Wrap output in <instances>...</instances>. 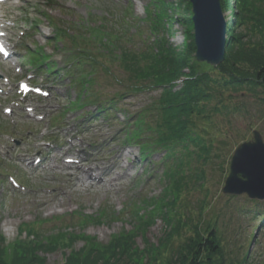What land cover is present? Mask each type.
Masks as SVG:
<instances>
[{
  "label": "rangeland",
  "instance_id": "374dc122",
  "mask_svg": "<svg viewBox=\"0 0 264 264\" xmlns=\"http://www.w3.org/2000/svg\"><path fill=\"white\" fill-rule=\"evenodd\" d=\"M165 1H0V19L8 25L13 41L19 42L14 46L11 62H0V77H3L0 83H11L6 84V91L0 94V231L6 243H12L17 237L19 227L40 224L39 231L44 234L55 229L65 230L66 226L71 234H83L91 242L107 244L115 234L135 228L138 220L134 211L139 207L150 209L149 200L158 197L168 183L164 171L182 156L187 185L180 191L177 208L180 213L191 217L193 222L199 221L202 230L206 226L215 228L226 264L230 258H240L245 253H249V260L264 261V199H250L244 193L233 195L221 190L237 144L250 140L253 129L260 131L264 141L263 87L256 88L244 82L234 87L237 91L222 90L224 94L219 97L229 107L212 110L209 117L196 120V131L206 144H211L206 160L196 159L194 154L186 156L181 147L176 150V159H166L164 149L150 146L146 153L141 152L137 144L125 142L124 133L134 127L131 122L135 114L148 107L160 90L135 92L127 89V73L115 57L101 54L99 49L105 48L91 43L89 32L99 21H113L122 42H125L126 33L133 34V43L128 45L135 49L144 47L143 38L147 37L148 43L152 40L149 38L150 18L159 12V5L163 3L171 18L166 25L168 38L165 37L172 47L182 49L187 40L186 31L189 29L193 33V24L189 23L187 29L177 19L188 13L191 17V5L189 0ZM44 12L49 16L42 17ZM223 14L227 19L228 12L223 11ZM50 16L52 24L60 29V38L54 35L55 30L48 22ZM30 21L35 27H30ZM35 45L42 46L44 53L51 57L54 73H47L45 65L33 66L29 56L36 55H29L26 47L33 49ZM81 49L86 51L82 55L78 53ZM87 53L94 59L84 60L82 63L88 64L79 67L77 56L85 58ZM15 62L21 67L19 73L14 70ZM70 63L69 71L63 72ZM197 63L199 69L212 67L204 62ZM30 73L35 75L33 84L44 85L51 91L48 97L28 96L22 100L12 89L19 78ZM57 73L61 74L59 78L55 77ZM89 76L93 86L81 91L79 82ZM219 97L215 96L207 106L211 109ZM77 99L82 100L77 105L72 103ZM6 107L12 109L10 114L5 113ZM31 107L33 111L26 110ZM35 112L43 119H35L31 115ZM127 115L130 121L125 124ZM145 118L149 123L153 116L149 113ZM189 148L194 149L193 145ZM75 149L80 150L79 157ZM141 153H145V158H139ZM69 158L74 161L87 158L84 163L97 166L115 159L119 162L110 168L109 176H102L105 183L101 187H87L77 181L73 186L61 167L63 160ZM32 163L39 165L33 170ZM8 174L25 186L12 185ZM143 199L148 202L144 203ZM102 210L107 216L99 221L82 220L85 215L95 216ZM150 222L143 234H136L134 247L137 251L150 243L158 244L163 237L161 217ZM190 233L183 228L181 235L171 240L166 254L177 248ZM85 242V238L75 239L71 247L79 250ZM68 251L59 245L55 250L40 251L39 255L45 258V264H61ZM127 259L122 258L119 264ZM144 259L145 263L157 264L147 255Z\"/></svg>",
  "mask_w": 264,
  "mask_h": 264
},
{
  "label": "trees",
  "instance_id": "16d2710c",
  "mask_svg": "<svg viewBox=\"0 0 264 264\" xmlns=\"http://www.w3.org/2000/svg\"><path fill=\"white\" fill-rule=\"evenodd\" d=\"M220 4L222 10L229 15L226 19L225 57L217 67L209 69H199V64L194 59L193 33L188 29V24H192L190 13L177 19L188 29L183 48L176 49L168 43L165 33L168 34L166 25L171 18L163 3L159 12L150 18L149 38L152 40L148 43L147 38H143L144 47L135 49L128 45L133 41V34L126 33L123 40L125 42H122L113 21H99L96 27L91 28L90 42L104 47L105 49H99L101 54L115 57L127 73L130 84L127 83V89L135 92L160 90L159 96L152 98L148 107L135 114L131 122L134 127L124 134L125 141L137 144L142 152L148 153L151 146L154 149H164L166 159H176V150L181 147L186 151V156L192 157L194 154L196 159L206 160L211 144H206L196 131V120L209 117L212 110L229 107L219 97L224 94L222 90L231 88L237 91L234 87L244 82L256 85V88H264V0H220ZM184 10L188 11V8L185 7ZM48 22L55 30L54 35L60 38V29L52 24L51 16ZM242 26L244 29H241ZM41 49L40 47V54ZM81 51L78 52L81 55L86 52L85 49ZM77 59L78 66H82L88 64L82 63L84 60L90 62L94 57L87 53L85 58L77 56ZM70 65L68 64L69 68ZM106 68L104 69L108 72ZM214 70L215 74L212 73ZM91 81L90 76L81 80V91L93 86ZM215 96L219 99L210 109L208 102L216 99ZM149 113L153 118L147 123L145 117ZM129 116L127 115L124 123L128 124ZM190 145L194 149H190ZM141 157H144V153ZM184 167L181 156L166 168L164 174L168 183L158 197L151 198L149 202L143 199L144 203L151 204L150 209L139 207L134 211L138 221L132 231L119 232L104 245L91 242L83 234H71L66 226L65 230L55 229L46 234L39 231L40 224L35 227H19L12 243H6V238L0 231V264H45V258L39 252L55 250L59 245L69 249L61 264H119L124 257L128 259L122 264H151L149 261L145 263L146 255L157 264H226L225 253L215 228L206 226L202 230L199 221L193 222L191 217H184L177 209L180 191L187 185ZM201 211L202 209L199 213ZM104 212L102 210L95 216L85 215L82 220L99 221V218L107 216ZM155 217H161L164 223L163 237L158 244L150 243V246L137 251L134 247L136 234H143L149 220L152 222ZM113 218L118 219L117 216ZM183 228L189 229L191 233L170 254H166L171 240L180 236ZM78 238H85L86 242L79 250H73L71 245ZM249 256V253H245L240 258H230L227 264H264L261 259L249 260Z\"/></svg>",
  "mask_w": 264,
  "mask_h": 264
},
{
  "label": "water",
  "instance_id": "95a60500",
  "mask_svg": "<svg viewBox=\"0 0 264 264\" xmlns=\"http://www.w3.org/2000/svg\"><path fill=\"white\" fill-rule=\"evenodd\" d=\"M191 4L195 59L213 67L224 61L227 21L220 0H189ZM250 140L234 148L229 171L221 188L223 193L246 194L250 199H264V141L253 129Z\"/></svg>",
  "mask_w": 264,
  "mask_h": 264
},
{
  "label": "bare ground",
  "instance_id": "6f19581e",
  "mask_svg": "<svg viewBox=\"0 0 264 264\" xmlns=\"http://www.w3.org/2000/svg\"><path fill=\"white\" fill-rule=\"evenodd\" d=\"M75 153L79 155V149H76ZM116 162L118 163L119 161L115 159L111 163H104L101 166H97L94 163H81L79 166L63 164L62 168L66 170L64 175L73 186H76V182L74 183V181H77L81 183V185H86L87 187H101L105 183L101 180L102 176H109V173L111 172L110 168L113 164H116ZM108 180L109 183H111L112 179L110 178Z\"/></svg>",
  "mask_w": 264,
  "mask_h": 264
}]
</instances>
